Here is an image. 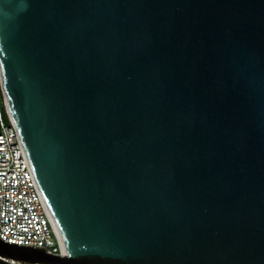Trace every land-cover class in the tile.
I'll list each match as a JSON object with an SVG mask.
<instances>
[{
    "label": "water",
    "instance_id": "obj_1",
    "mask_svg": "<svg viewBox=\"0 0 264 264\" xmlns=\"http://www.w3.org/2000/svg\"><path fill=\"white\" fill-rule=\"evenodd\" d=\"M0 83L63 255L264 264V0H0Z\"/></svg>",
    "mask_w": 264,
    "mask_h": 264
},
{
    "label": "built area",
    "instance_id": "obj_2",
    "mask_svg": "<svg viewBox=\"0 0 264 264\" xmlns=\"http://www.w3.org/2000/svg\"><path fill=\"white\" fill-rule=\"evenodd\" d=\"M0 240L63 255L56 230L38 197L9 118L0 83ZM7 264H19L7 260Z\"/></svg>",
    "mask_w": 264,
    "mask_h": 264
},
{
    "label": "rangeland",
    "instance_id": "obj_3",
    "mask_svg": "<svg viewBox=\"0 0 264 264\" xmlns=\"http://www.w3.org/2000/svg\"><path fill=\"white\" fill-rule=\"evenodd\" d=\"M0 107H1L2 113L4 114V110L2 108V98H1V96H0Z\"/></svg>",
    "mask_w": 264,
    "mask_h": 264
}]
</instances>
